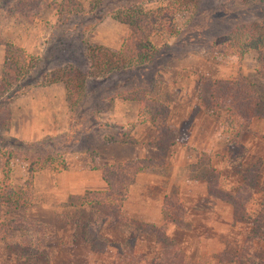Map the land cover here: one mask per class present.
Returning <instances> with one entry per match:
<instances>
[{"label":"rangeland","instance_id":"rangeland-1","mask_svg":"<svg viewBox=\"0 0 264 264\" xmlns=\"http://www.w3.org/2000/svg\"><path fill=\"white\" fill-rule=\"evenodd\" d=\"M178 2L0 0L9 126L31 106L54 116L41 122L50 135L26 141L29 154L51 156L45 168L29 173L22 146L0 143V192L31 176V203L17 214L43 227L49 252L15 257L5 237L0 264H264V50L243 42L255 32L264 43V3ZM167 3L176 9L149 35L152 57L93 77L87 48L122 52L134 35L119 14ZM128 161L143 165L121 204L139 208L135 217L120 207L115 218L91 194L59 199L43 181Z\"/></svg>","mask_w":264,"mask_h":264},{"label":"trees","instance_id":"trees-1","mask_svg":"<svg viewBox=\"0 0 264 264\" xmlns=\"http://www.w3.org/2000/svg\"><path fill=\"white\" fill-rule=\"evenodd\" d=\"M187 1L189 0H179L182 4H185ZM240 1L248 2L252 0ZM258 1L264 3V0ZM175 9L176 8L173 7L171 3L152 9H144L140 6L132 7L131 9L127 7L122 14H119V18L122 22L131 27L133 26L131 32L133 31L134 35L129 36L126 47L122 52L120 51L121 53L107 50L102 52L96 50L93 52L92 48H87L86 57L91 60L90 68L92 69L93 77L99 74L105 76L124 69L136 68L141 66L145 61H148L155 53L154 47L151 46L148 41L149 35L155 32V30L167 28ZM121 15L125 18H121ZM255 27H257L258 30H262L261 25H255ZM247 33L246 35H248L249 38L243 39V42L255 49H260L259 47L262 45L261 51L264 50L261 34L257 35L255 32ZM5 51L6 57L8 50L6 49ZM261 56H264L263 52H261ZM23 65L24 64L14 65L12 70L14 77L16 73L22 70ZM78 75L80 79L78 83H75L73 86L75 87L74 92L76 91V95H78L79 90H82L86 77V75L81 72H78ZM10 77L11 75L8 78ZM55 80L56 79L52 77L47 82L49 83ZM64 83L67 91H71V88L66 85V82ZM10 86L11 84L5 76L3 69L0 77V95L4 94ZM132 99H136V96H133ZM9 120L10 115L7 105L0 106V128L3 131L2 134H0V143H5L6 146L12 144L22 146L24 149L23 159L28 161L29 173L45 168L51 164V156H49V154L45 153L41 156H34L28 153V147L33 146L35 142L27 143L6 134L9 128ZM1 148L3 147L0 145V149ZM142 167L143 165L138 161H128L96 168L100 170L101 178L106 188L103 190L86 191L84 194L95 196V198L98 199L97 203L99 206L113 211L115 218L118 219L121 204L126 196V188ZM30 177L31 176L27 179V183L24 187L17 189L7 188L0 192V241L7 237L9 239L7 242L8 250L15 257L17 256L22 259L38 255H47L49 252L43 227H41L38 222L29 220L30 218L24 220L25 217H18L17 214V212L26 208L31 203ZM79 196L82 197V195H78V197Z\"/></svg>","mask_w":264,"mask_h":264},{"label":"crops","instance_id":"crops-1","mask_svg":"<svg viewBox=\"0 0 264 264\" xmlns=\"http://www.w3.org/2000/svg\"><path fill=\"white\" fill-rule=\"evenodd\" d=\"M52 102H54L53 98H51ZM52 111H43L42 109H34V106H31L29 112L24 113L20 112L19 115H14L11 117V125L7 130V134L10 137H13L17 140L21 141H35L40 140L46 135H50L51 132L45 130L44 128L51 125V121L53 120V115L49 116ZM53 113V112H52ZM45 126L43 128V124ZM44 129V130H43ZM43 181L48 184H53L52 181L55 182V185L52 186V191L59 199H66L67 197H72L75 195H81L86 191H94V190H103L106 188L104 181L101 178V174L97 169L94 170H63L59 172L56 176L49 177L48 174H44ZM40 176H34V181L38 180ZM52 182V183H51ZM129 200H127L128 203ZM126 202V201H125ZM121 207V211L129 216H139L141 212H139V208L125 204ZM123 204V203H122ZM123 208V209H122ZM124 214V215H125ZM150 215H153L151 221L154 223H158L160 219L158 209L152 210L149 212Z\"/></svg>","mask_w":264,"mask_h":264}]
</instances>
